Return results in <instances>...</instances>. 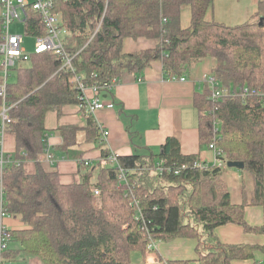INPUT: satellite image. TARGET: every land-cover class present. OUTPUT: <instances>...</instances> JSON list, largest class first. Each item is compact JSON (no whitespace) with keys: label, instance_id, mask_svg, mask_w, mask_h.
I'll return each instance as SVG.
<instances>
[{"label":"trees","instance_id":"trees-1","mask_svg":"<svg viewBox=\"0 0 264 264\" xmlns=\"http://www.w3.org/2000/svg\"><path fill=\"white\" fill-rule=\"evenodd\" d=\"M215 0H56L68 29L65 50L73 58L74 70L61 68L62 57L51 52L33 53L25 66L16 69L15 80H7L5 99L9 121L5 135L14 136V154L2 168L4 206L25 228H10L6 260L24 257L34 264H131V253L144 256L148 235L155 241L179 237L197 240L194 260H170L171 264H232L254 259L262 245L225 244L215 234L219 226L236 223L246 231L264 234V223L253 227L243 218L246 203L264 206V96L242 95L241 89L264 91V0L257 20L228 25L207 19ZM189 6V23L182 26V9ZM165 18V21H162ZM28 35H43L37 13L27 10ZM26 33V34H27ZM2 26L0 20V39ZM125 38L155 40L152 48L123 51ZM214 58L212 74L225 90L209 99V86L196 99L200 112V142H215L220 159L242 161L252 181L249 202L234 203L222 177V168L199 155L180 152L178 141L167 137L157 153L118 155L127 171L118 185L117 169L105 164L82 174L79 182L63 184L56 171L43 168L37 157L45 148V115L61 113L67 104L80 105L81 92L71 82L78 74L86 86L118 81L124 71L140 73L151 62H162L164 77L188 73L199 59ZM9 71V74H10ZM8 74V77H9ZM2 99L0 98V109ZM82 112L83 109L81 108ZM84 114V112H83ZM83 127L56 128L62 149L96 142L99 129L91 114H84ZM218 122L217 134L213 120ZM84 132V139L78 138ZM101 156L109 154L99 145ZM35 161V170L23 167ZM185 164L178 174L160 173L157 163ZM195 161L206 163L194 167ZM99 190L95 195L93 189ZM136 200V202H135ZM144 224V225H143ZM144 258V257H143ZM34 259V261H33Z\"/></svg>","mask_w":264,"mask_h":264},{"label":"crops","instance_id":"crops-1","mask_svg":"<svg viewBox=\"0 0 264 264\" xmlns=\"http://www.w3.org/2000/svg\"><path fill=\"white\" fill-rule=\"evenodd\" d=\"M154 45L155 40L152 39L125 38L123 51L133 52L152 48ZM214 64V58L199 59L188 73L182 75L186 78L184 81L179 80L178 77L176 79L164 77L162 62L159 60L151 62L140 73L124 71L112 90L103 91L99 95L103 101L114 103L113 108L97 110L94 114L95 121L102 124L109 132L104 141L99 132L96 142L92 144L62 149L63 139L56 128L61 125L83 127L86 118L78 104L64 105L60 114L56 111H48L44 119L47 130L45 136L54 160L49 162L43 156L39 162L44 169L58 172L59 180L63 184L79 182L82 174L92 169L94 175L91 181L94 183L96 171L105 166L101 161L100 144H103L109 153L115 152L119 156L147 155L157 153L166 138L173 137L178 141L182 154L199 155L202 160L213 163L212 150L200 142V112L196 99L206 89L207 83L203 78L212 74ZM87 94L92 96L93 92L88 90ZM78 138L84 139L83 131L79 132ZM14 147V136L8 133L4 140L5 154L13 155ZM85 161H89L88 166L83 164ZM23 167L26 172L33 173L35 161H24ZM221 168L223 179L224 172L233 173L228 169L223 171L224 165ZM224 182L232 202H249L252 181L251 184L246 185V188L242 187L241 201L236 193L230 191L225 179ZM243 218L250 226H261L264 223V206L246 203L243 208ZM6 224L13 230L25 228L18 218L9 217L6 219ZM215 234L225 244L262 245L264 242V234L246 231L243 226L236 223L217 227ZM196 245L197 240L193 237L157 241L156 253L145 252L142 264L152 262L153 257L168 261L194 260L197 258ZM23 264L34 263L28 259V262ZM232 264H264V255L257 250L254 259L234 260Z\"/></svg>","mask_w":264,"mask_h":264},{"label":"built area","instance_id":"built-area-1","mask_svg":"<svg viewBox=\"0 0 264 264\" xmlns=\"http://www.w3.org/2000/svg\"><path fill=\"white\" fill-rule=\"evenodd\" d=\"M56 0H0V20L2 26V35L0 39V98L2 99V105L0 109V174H2V168L5 162L8 161V155L3 152V140L5 136V125L10 120L8 116L9 106L6 104L5 99L7 96L6 84L8 80V74L11 68H13L17 63L21 61H27L31 54L26 51L24 47V35H28L25 30V23L27 20V10H32L37 13L40 24L45 32L43 35H34L35 41L33 43V53L41 52H51L53 54L59 55L62 57L63 63L61 68L74 70L71 64L73 56L65 50V37L68 34V29L63 24V19L61 13L55 11ZM162 21H165V18H162ZM20 23L23 28V33H13L10 31V26L12 23ZM27 33V34H26ZM31 36V35H29ZM32 53V54H33ZM177 77H171L170 79H176ZM179 80L184 81L185 76L178 77ZM203 81L209 86V99L216 100L225 94V90L219 88V83L213 74H209L203 78ZM71 82L73 85L78 88L81 92L80 99L82 100L79 105L84 114H91L94 117V114L97 110L101 109H111L114 106L113 101L105 102L100 98V93L103 91L112 90L118 81L113 80L110 83H105L103 85H92L86 86L81 81V77L78 74H75ZM91 90L93 92L92 96L87 94V91ZM242 95L257 94L264 96V91L252 90L250 91L247 87L241 89ZM97 123L101 138L104 139L109 135L108 130H106L102 124ZM218 122L216 119L213 120V131L217 132ZM217 134V133H216ZM46 137V136H45ZM208 148L212 150L213 154V165H226L220 159L221 149L218 148L215 142H211L208 145ZM46 157V160L52 162L54 156L49 150V145L47 143V137L45 141L44 152L37 157V160H40ZM24 160L27 156L24 155ZM118 154L115 152H110L105 158L102 157V164H108L114 166L117 169V180L118 185L126 181V170L118 162ZM84 165L88 166V162H83ZM194 167H206V163L201 161H195L192 164ZM185 164L181 165H164L163 162L157 163V169L160 173L163 171H171L174 174H178L181 169L185 168ZM93 192L95 195H99V190L94 188ZM136 202V200H135ZM4 190L2 186L1 176H0V264H7L5 258V252L9 248L11 237L9 235V226L6 224V219L11 217L10 214L6 211L4 206ZM144 225V224H143ZM145 231L148 235V241L146 244V252L149 254L156 253L157 241H155L151 236V231L144 225ZM147 264H171L168 260L159 259L153 257L152 262H146Z\"/></svg>","mask_w":264,"mask_h":264},{"label":"rangeland","instance_id":"rangeland-1","mask_svg":"<svg viewBox=\"0 0 264 264\" xmlns=\"http://www.w3.org/2000/svg\"><path fill=\"white\" fill-rule=\"evenodd\" d=\"M259 0H215L213 6L208 9L206 13L207 19H214L216 21L223 22L228 25H233L235 23H241L248 20L255 19L254 14L261 10L258 6ZM261 18V17H260ZM182 26H186L189 23V6H184L182 9ZM10 31L13 33L22 34L23 28L20 23L14 22L10 26ZM35 39L32 36L24 35V47L26 51L30 54L33 53V43ZM26 62L22 64H17L15 68L19 66H25ZM14 68V67H13ZM16 69L10 71L8 80L12 82L15 80ZM7 135V134H6ZM4 136V140L6 138ZM4 140H3V152L4 151ZM232 170L233 173L224 172L223 176L226 182L229 184L230 191L236 193L241 201V189L246 188V185L251 184L250 177L247 171L243 169H235L232 167H226L224 165L223 171ZM11 247H16L15 243L10 242ZM34 261V259H33ZM7 264H23V262H28L27 258L17 257L14 260L6 261ZM143 256L141 251L134 250L131 253V264H142ZM34 263V262H33ZM36 264H43L41 262H36Z\"/></svg>","mask_w":264,"mask_h":264},{"label":"water","instance_id":"water-1","mask_svg":"<svg viewBox=\"0 0 264 264\" xmlns=\"http://www.w3.org/2000/svg\"><path fill=\"white\" fill-rule=\"evenodd\" d=\"M259 25H264V17L259 19ZM227 167H232L236 169H243L244 163L242 161H228L226 162Z\"/></svg>","mask_w":264,"mask_h":264},{"label":"bare ground","instance_id":"bare-ground-1","mask_svg":"<svg viewBox=\"0 0 264 264\" xmlns=\"http://www.w3.org/2000/svg\"><path fill=\"white\" fill-rule=\"evenodd\" d=\"M84 115V114H83ZM89 162V161H88ZM79 163V162H78Z\"/></svg>","mask_w":264,"mask_h":264}]
</instances>
